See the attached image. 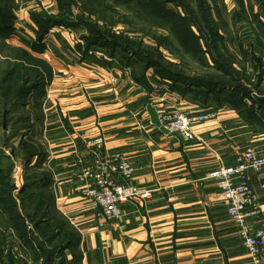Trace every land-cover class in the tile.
<instances>
[{
	"label": "crops",
	"instance_id": "1",
	"mask_svg": "<svg viewBox=\"0 0 264 264\" xmlns=\"http://www.w3.org/2000/svg\"><path fill=\"white\" fill-rule=\"evenodd\" d=\"M20 16L32 38L25 50L51 68L38 114L28 108L34 136H40L42 170L49 173L54 209L76 235L77 263L253 264L211 175L234 165L247 148L264 158V128L249 124L229 105L193 101L170 91L169 82L134 74L113 58L83 59L73 32L64 27L50 31L44 53L32 52L37 31L28 11ZM212 111L217 119L195 126L198 140L193 142L166 134L158 121L163 113ZM106 155H122L136 170L132 184L152 191L149 200L122 205L123 216L114 222L96 218L91 202L80 193L79 161L94 165ZM15 165L18 184L23 180L24 185V163L17 160ZM250 175L263 209V216L250 223L259 227L264 191L255 172ZM66 256L75 261L72 252Z\"/></svg>",
	"mask_w": 264,
	"mask_h": 264
},
{
	"label": "rangeland",
	"instance_id": "2",
	"mask_svg": "<svg viewBox=\"0 0 264 264\" xmlns=\"http://www.w3.org/2000/svg\"><path fill=\"white\" fill-rule=\"evenodd\" d=\"M137 1L0 0V10L13 15L16 20L11 37L7 39L0 38V90L10 85L18 87L19 84L29 77H32L33 82H37L40 79L38 78V70L40 68L37 66L39 64L33 62L27 53H23L27 51L31 54V52L25 50V47L29 46L27 43L30 42V36L28 37L24 28L20 25L22 22L20 21V14L28 11L33 24L32 17L35 15L42 18L60 17L69 19L73 26L64 27L63 29L73 32L74 47L78 49L79 53L84 54L83 59H122L124 56L135 59L134 53H136L138 57L158 62V64L169 68L173 72L182 73L187 78L196 79L203 77L208 79L215 77L216 80H219L220 76H224L223 72L217 71L213 67L216 64L208 59H213L220 65L225 62L227 63L226 73L231 75V77H226L229 78L227 82L229 85L234 86L230 87L232 88L230 90L234 91L238 86H240L241 91L245 89L247 94L243 93L245 95L244 98L248 97L245 102L250 108H255L261 115L260 111L262 109L264 111V103L261 105L262 107L259 105L260 101H264V0H207L206 9L210 13L211 24L199 22L201 34L196 35V44L191 43L195 52L194 50L189 52L190 46L185 41L182 43L176 37L177 35L173 34L170 28L173 22L163 20L158 15L153 14L151 7H145L144 9L142 4L139 3L140 1ZM185 2L192 4L193 8H195L196 0H186ZM145 3L147 4L148 0H145ZM173 6L172 8H174ZM251 7L253 8L252 11ZM196 14L200 17L198 11H196ZM33 26L37 31L36 25L34 24ZM91 29L101 32L100 36L104 37L103 41L112 43L110 45L113 48H110V50L99 47L87 49L86 43L91 42L92 38L96 37V33L93 32L92 34ZM183 29L189 33V24L186 21L183 23ZM85 38L88 39V42ZM34 42H37V32ZM79 47L82 49H79ZM114 49V56H112L110 53ZM203 51L208 56V64L211 66L202 62ZM32 52L34 51L32 50ZM62 52L65 57H68V52L63 49ZM32 56L37 58L34 55ZM37 59L41 60L40 58ZM42 67L44 73L47 67L50 68L48 64H44ZM6 74H10V79L4 84L3 80H7ZM138 74L142 73L138 72ZM145 74L146 76H151L154 80L162 82L160 77L154 73V69L146 71ZM230 78H234L236 82L233 83ZM182 86L186 91L199 89L198 87H190L187 84ZM170 91L172 90L170 89ZM172 92L178 93V91ZM222 94H220V96L222 95V102H227V98L232 92L228 90ZM15 95L13 100H15ZM211 96L214 97L215 94ZM38 102L34 98L26 101L28 106H31L32 109L35 108L33 112L37 114L39 112ZM22 107H19L11 117L13 122L8 127L9 137L16 135L14 130L21 131L26 129L27 125H21L23 122L16 123L19 118L29 116L28 114L32 116L33 112L31 113V109L28 108L27 111L21 109ZM245 120L249 124H256V126L261 127L255 120ZM15 123L16 125H14ZM16 137L17 140L15 139L16 141L9 142V144L18 148L19 139L17 135ZM32 140L41 148L39 134L37 136L32 135ZM1 144L2 142H0V148H3L4 153L8 156H14L18 151V149H10ZM17 176L18 174L13 172L9 183L16 188L13 195L19 198L18 194L24 185H22V180L19 186L16 179Z\"/></svg>",
	"mask_w": 264,
	"mask_h": 264
},
{
	"label": "trees",
	"instance_id": "3",
	"mask_svg": "<svg viewBox=\"0 0 264 264\" xmlns=\"http://www.w3.org/2000/svg\"><path fill=\"white\" fill-rule=\"evenodd\" d=\"M139 1L144 9L145 7H151L153 14L158 15L163 20L173 22L170 27L173 34H176V37L182 43L185 41L190 46L189 52L194 50L191 43L196 44V35L201 34L199 22L211 24L210 13L206 9L207 0H196L195 8H193L192 4H187L186 0H148L147 4L145 0ZM242 6L244 7L243 4ZM195 10L200 13V17L197 16ZM252 10L253 8L251 7ZM32 19L37 27V42L32 44L31 49L37 53L46 51L43 41L52 29L73 26L69 19L66 18H42L35 15ZM15 21L13 15L0 10V38L7 39L11 37ZM185 21L189 24V33L183 29ZM91 32L92 34L93 32L96 33V37H93L91 42H88V39L85 38L88 42L86 43L87 49L99 47L110 50V48H113L110 45L112 43L106 41V44L103 41L104 37L100 36L101 32L95 29H91ZM79 49L82 48L79 47ZM114 51L115 49L110 53L112 56H114ZM23 53H27L33 62L39 64L37 66L40 68L38 70V78L40 79L37 82H33L32 77H29L19 84L18 87L10 85L0 90V142H2L1 145L4 147L18 149L17 152L15 151L14 156H8L4 153L3 148H0V264H78L76 235L66 224L65 219L54 209L53 195L49 191V173L42 170L44 154L41 148L32 140V135L34 136L35 131V126L31 122L32 112V116L30 114H28L29 116H22L16 122L17 124L23 122L21 123L22 126L27 125L24 130H14L19 139L18 148L9 144V142H14L17 138L16 135L8 136V127L13 122L12 115L22 106L21 109L27 110L28 104L26 101L30 98L39 101L38 105H40L41 96L46 91L47 76L50 73V68L48 67L46 72H43L42 65H47L45 61L34 58L27 51ZM204 53L203 51L202 62L211 66L208 64V60H212L216 64L213 67L217 71L223 72L224 76H220L219 80H216L215 77L208 79L203 77L196 79L187 78L182 73L173 72L169 68L158 64V62L138 57L136 53H134L135 59H130L127 56L122 59H113L117 60L119 65L131 67L134 74L142 72V75H144L146 71L154 69V73L160 77L162 82H169L172 91H178L181 96L190 97L191 95L192 97L190 98L193 101H200L203 104L213 103L216 107H223L225 104L229 105L243 118L249 121L255 120L264 128L263 109L260 111L261 115H259L255 108H250L245 102L248 97L244 98L245 95H243L246 91L242 89V91L244 90L242 92L240 86L236 87L234 91L230 90L232 89L230 87L234 86L229 85L227 82L229 78L226 77H231V75L226 73L227 63L224 62L223 65H220L213 59L209 58L207 60L208 56ZM6 78L7 80H3L4 84L10 79V74H6ZM145 79V76H143V80ZM230 81L236 82L234 78H230ZM185 84L190 85V87H198L199 89L186 91L182 86ZM228 90L232 94L227 98V102H222V93ZM212 94H215V96L212 97ZM220 94L222 95L220 96ZM14 95L15 100H13ZM260 102L259 105L262 107L261 105L264 101ZM35 158H38V161L33 164ZM19 159L24 163L26 176L24 187L18 194L19 198H16L13 195L16 188L9 181L16 166L15 161ZM12 236H16V240ZM18 241L21 242L20 245ZM16 245L20 246L18 247L20 252L14 251L17 247ZM67 251L72 252L73 258H75L74 262H69L66 256Z\"/></svg>",
	"mask_w": 264,
	"mask_h": 264
},
{
	"label": "built area",
	"instance_id": "4",
	"mask_svg": "<svg viewBox=\"0 0 264 264\" xmlns=\"http://www.w3.org/2000/svg\"><path fill=\"white\" fill-rule=\"evenodd\" d=\"M215 111L188 115L182 112L163 113L159 124L170 136L187 142L198 140L195 126L217 119ZM80 193L88 199L98 219L109 222L122 218L121 206L131 201L149 200L152 191L132 184L135 168L122 155L100 157L94 165L80 160ZM251 171L255 172L264 191V158L253 148L241 152L234 165L223 167L211 177L216 180L227 205V213L238 227L240 237L253 264H264V222L257 227L250 223L263 216L258 196L252 188Z\"/></svg>",
	"mask_w": 264,
	"mask_h": 264
}]
</instances>
